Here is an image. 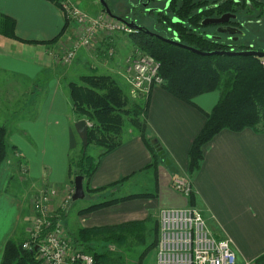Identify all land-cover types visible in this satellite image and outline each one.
<instances>
[{"label":"crops","instance_id":"1","mask_svg":"<svg viewBox=\"0 0 264 264\" xmlns=\"http://www.w3.org/2000/svg\"><path fill=\"white\" fill-rule=\"evenodd\" d=\"M0 13L14 20L18 39L0 37V85L4 88V96L0 98V125L8 127V143L16 148L28 177L57 189L61 196L71 187L68 159L78 139L74 128L77 120L64 81L69 77L79 78L81 70L90 75L107 74L97 69L89 72L88 62L95 61L85 52L78 57L83 49L69 69H62L56 62L52 53H63L70 37L65 30L56 40L64 27V17L50 2L0 0ZM120 59L114 65L95 63L113 76H122L126 70L121 72L115 66L121 64ZM219 97L218 91L200 95L193 100V107L162 87L152 88L144 102L147 103L144 135L132 126L122 130L119 146L99 157L95 172L83 179L85 198L89 200L81 206L74 207L77 203L69 206L62 217L67 233L143 223V227L133 231L135 234L143 231L146 243L151 231H158L161 209L189 205V199L174 192L170 183L174 177L188 176L191 143L206 121L205 114L211 112ZM133 102L139 106L138 100ZM7 105L8 119L3 120L2 114L7 113L2 108ZM26 105L28 117L23 112V116L14 120L9 109L16 112L19 108L26 109ZM153 140L164 153L156 164L150 148ZM101 152L99 148L95 156ZM202 152L200 167L189 179L194 207L215 238L232 241L237 264H264V133L250 129L240 133L223 130L203 146ZM165 160L170 166L165 165ZM150 170L152 173H147ZM146 173L151 188H147ZM123 179L126 180L105 191L90 192ZM138 194L151 196L79 214L90 206ZM143 262L140 264H146Z\"/></svg>","mask_w":264,"mask_h":264},{"label":"trees","instance_id":"2","mask_svg":"<svg viewBox=\"0 0 264 264\" xmlns=\"http://www.w3.org/2000/svg\"><path fill=\"white\" fill-rule=\"evenodd\" d=\"M60 11V0H46ZM244 3L247 0H242ZM253 6H264V0H252ZM214 2L209 0H170L166 14L158 20L161 30H171L177 35L178 43L195 49L201 53L240 52L255 50L249 44L222 43L210 39L201 33L200 22L203 18L227 12L226 6L211 8ZM202 10V12H199ZM67 19L64 17V27L56 40L65 32ZM0 37L18 40L15 36V22L0 13ZM137 49L152 57L159 64V76L163 79L162 88L176 99L195 107L193 100L203 94L218 91L220 93L217 104L210 113L205 114L206 121L199 134L192 141L188 152L187 175L191 178L199 169L203 159L202 148L214 136L223 130L240 133L250 129L256 133H264V68L255 57L212 55L199 56L158 39L143 35L131 36ZM259 51H264L259 49ZM80 84L69 83L68 93L73 106V112L82 116L90 124L87 128V148L94 145L102 149L97 159L86 154L81 149L77 161L68 162L70 178L81 176L88 179L95 172L99 157L117 148L121 141L124 119H129L132 127L144 135L145 124L141 116L145 117L147 103L143 106L129 107L128 100L115 81L109 76H84L79 79ZM147 102V101H146ZM149 145V144H148ZM150 146V145H149ZM154 152L155 163L160 156L159 146H150ZM17 154L14 146L7 141V129L0 125V166L8 154ZM22 163V159H19ZM150 166L146 168H150ZM123 179L106 187L90 192H102L109 187L122 183ZM85 191L88 192L85 187ZM151 195L138 194L123 197L97 205L90 206L79 214H87L118 202ZM189 205L195 206L193 193L189 197ZM64 211H59L58 219H62ZM143 227V223L127 224L118 227H102L80 229L70 235L76 248L89 254L93 264H117L119 259L108 257L107 245H125L129 239L140 246L145 245L143 231L135 234L136 227ZM157 232V230H155ZM134 232V233H133ZM95 240L103 242L105 247L98 252L92 244ZM157 237L144 249L138 259L141 263L147 251L155 248ZM23 242L12 240L4 244L0 264H39L36 261L35 246L23 248Z\"/></svg>","mask_w":264,"mask_h":264},{"label":"built area","instance_id":"3","mask_svg":"<svg viewBox=\"0 0 264 264\" xmlns=\"http://www.w3.org/2000/svg\"><path fill=\"white\" fill-rule=\"evenodd\" d=\"M63 8V9H62ZM64 17L84 28L79 39L71 49L58 58L64 65L71 63L79 48H90L91 41L100 32L124 33L130 35L128 27L102 17L90 18L83 15L76 7L61 5ZM89 22V24L87 23ZM109 57L113 51L106 52ZM264 68V58H259ZM127 82L133 98L147 97L154 87H162L163 79L159 76V64L147 54L136 51L126 59ZM89 126V125H88ZM171 189L189 199L192 194L190 181L173 178ZM56 190H47L35 202L36 213L32 219L30 238L23 248H36V261L39 264H93V258L75 247L66 235L57 215H52L50 199L57 196ZM67 204L71 196L67 197ZM158 239L156 244V264H237L232 241L228 238H215L204 217L195 207L164 208L159 212Z\"/></svg>","mask_w":264,"mask_h":264},{"label":"rangeland","instance_id":"4","mask_svg":"<svg viewBox=\"0 0 264 264\" xmlns=\"http://www.w3.org/2000/svg\"><path fill=\"white\" fill-rule=\"evenodd\" d=\"M60 6L62 4H67L71 9H73V6L76 7L83 15H86L88 19L90 18H97V17H102L103 12L100 9V6L98 5L97 0H60ZM63 9V8H62ZM61 9V10H62ZM64 14V12H63ZM65 15V14H64ZM63 15V17H64ZM154 20L152 19V24ZM89 24V22H87ZM84 25L83 24H78L75 21H71L67 19V25H66V32H68L69 37H70V44H66L63 53H52L54 56V59L58 64H60L62 69H69L71 66H73V62L76 60L75 57L76 55L83 49L84 51L80 52L78 54V57L85 52V55L87 57H93L94 61L97 62H105L108 63L109 65L112 64L114 65V61L116 62V59L121 58V64L117 63V69H121V72L126 70V59L128 56L133 54L137 47L135 43L133 42V39L131 36H128L124 33H113L109 34L107 32H100L94 39L91 41V46L90 48H79L76 52V55L74 57V61L71 63L64 65L58 61V58L62 56L65 52L71 49L72 45L79 39L82 31H83ZM151 29V28H150ZM151 30L156 31V28H152ZM65 32V33H66ZM210 30H206V33H209ZM245 32L248 33L250 36H246V38L242 41L241 44H252V47L254 49H263L264 48V39H259L260 35H264V28L262 27H248L245 29ZM259 35L258 39H255ZM99 39V40H98ZM98 40V41H97ZM97 42V43H96ZM225 42V41H224ZM96 43V44H95ZM110 48L113 51V54L111 57L106 54ZM140 51L139 49H137ZM142 52V51H140ZM77 57V58H78ZM91 57V58H92ZM96 57V58H95ZM119 61V62H120ZM95 62H88L89 65L87 66V69H89V72H93L92 70L97 69L99 73L104 74L106 72L107 75H96V76H109L111 77L115 83L118 85V87L122 90L124 96L128 100V105L129 107L136 106L135 102H133V99L138 100L139 106L140 103L142 104L143 107L145 104L144 102L147 101V97L141 96L138 98H133L132 95L130 94V86L128 85L127 78L128 74L125 71L122 76H116L108 72V70H101L100 68H97V64ZM75 65V64H74ZM103 65V64H101ZM83 68V66H81ZM79 71V70H78ZM81 74L79 78L71 79L69 77V80L64 81L65 84H67V90H68V84L69 83H77L80 84L79 79L84 76H91L90 74L86 73L87 71L83 72L82 70L79 71ZM94 72V73H97ZM3 87L0 85V98L4 96V91ZM69 95V93H68ZM24 102V101H23ZM134 103V104H133ZM16 104V103H15ZM72 104V103H71ZM21 106V104H20ZM22 107V106H21ZM26 109L19 108L16 112H13L9 109L10 114L12 117H20L23 116V112L27 113L26 116L28 117V110L27 105L24 106ZM2 109L5 110L7 114H2L3 120L8 119V105L3 107ZM15 110V109H13ZM72 112H73V106H72ZM75 116V120L77 122L79 120H84L86 121L82 116H78L73 112ZM25 115V114H24ZM144 116L142 114L141 119L143 120ZM129 119H124L123 122V131H127L130 129L131 124L128 121ZM15 122V121H14ZM87 126L90 124L88 122ZM15 124V123H14ZM13 124V126H14ZM9 126V125H8ZM8 130V127H7ZM9 141V139L7 140ZM10 142V141H9ZM82 149V143L81 139L78 136L77 139V144L73 152H70L69 155V161H77L80 152ZM86 154L94 159H97L95 156L96 152L98 151L99 147L90 145L88 148H86ZM68 161V162H69ZM152 170H150L147 173H152ZM146 173V174H147ZM147 180H145V177H141L142 180H145L147 188H151L149 185V174H147ZM175 178V177H174ZM178 178V177H176ZM181 178V177H180ZM185 180L189 181V177H183ZM73 179L70 178L71 181V187L68 192L63 193L61 196L59 195V192L57 189L50 187L40 181H35L33 179H30L27 175V167L25 164L23 165L22 163L19 162V158L17 154H11L9 153L6 160L3 162V164L0 166V261L1 257L3 254V248L4 244L9 241H15V242H27L30 238V232H31V226H32V219L35 216L36 209H35V202L39 199V196L41 194H44L45 191L47 190H56L58 195L55 196L54 198L50 199L49 207L51 209V214L52 215H58L59 211H64L70 206H74L75 203L76 206H81L84 205L82 203L87 202L89 200L88 197L85 198V200H79L77 202L72 203L69 201L67 204V197L71 196L73 194ZM60 196V201L57 204L55 202V199ZM84 201V202H83ZM61 222L62 219H61ZM64 227V223H62ZM65 233L68 237H70V233H67L65 227H64ZM158 231H159V225H158ZM158 231H151V235L147 236V241L145 245L140 246L137 244L134 240L129 239L127 243L124 245H119V247L116 244H110L107 245L106 243V249L111 251L108 252V257L111 258L112 260L119 259L117 261V264H136L138 262V259L140 255L143 253L144 249L148 247L149 243L154 240V238L157 237L158 239ZM157 244V240H156ZM92 247L100 252L104 249L105 245L103 242H100L99 240H95V242L92 244ZM156 247V246H155ZM145 262L146 264H156V249L155 248H150L147 253L145 254L144 258L142 259L141 262ZM152 261V262H151ZM143 262V263H144Z\"/></svg>","mask_w":264,"mask_h":264},{"label":"flooded vegetation","instance_id":"5","mask_svg":"<svg viewBox=\"0 0 264 264\" xmlns=\"http://www.w3.org/2000/svg\"><path fill=\"white\" fill-rule=\"evenodd\" d=\"M103 1L111 12V16L115 18L114 19L106 14L102 4L97 0L101 11L109 20L120 23L126 27H128L127 25L129 24L142 27L143 30L141 32H137L128 27L132 30V33L128 36L143 35L154 39H158L156 36H159L167 40H176L178 42L177 35L169 29L161 30L158 22V20L166 14L170 0ZM255 1L259 2L260 0ZM209 2H214L213 5L209 6L211 8L221 6L227 7V12L215 15L211 18H203L200 22L202 27L200 32L203 34L205 33L210 39L222 43H241V40L243 41L248 35V33L245 32L246 28L251 26L255 28H264V6L255 8L252 0H247L245 3L242 0H209ZM199 12H202V10ZM221 18L225 19L226 22L221 24L203 25L206 20H219ZM152 19L154 20L153 24L151 23ZM153 27L156 28V31L151 30ZM222 28H230L235 30V32L219 33L218 30ZM208 29L210 32L206 33V30ZM258 37L259 35L255 39H258ZM260 38L264 39V35H260L259 39ZM249 47L253 48L252 44H249ZM255 50L259 51L258 49Z\"/></svg>","mask_w":264,"mask_h":264},{"label":"water","instance_id":"6","mask_svg":"<svg viewBox=\"0 0 264 264\" xmlns=\"http://www.w3.org/2000/svg\"><path fill=\"white\" fill-rule=\"evenodd\" d=\"M100 3L102 4V7L105 9L106 14L111 16V12L109 11V9L107 8V5L104 3L103 0H99ZM112 17V16H111ZM114 18V17H112ZM115 19V18H114ZM226 22L225 19L221 18L219 20H206L203 25H210V24H221ZM129 28L137 31V32H141L143 29L142 27H139L137 25H132L129 24L127 25ZM219 33H233L235 32V30L230 29V28H222L220 30H218ZM158 39H160L163 42H166L168 44L177 46V47H181L183 49H186L190 52H192L193 54L199 55V56H212L215 54L218 55H227V56H244V57H255V58H264V51H256V50H247V51H240V52H215V53H201L195 49L186 47V46H182L180 45L176 40H167L164 39L162 37L156 36ZM75 131L77 133V135L80 137L81 139V143H82V148L83 150H85L87 148V123L84 120H79L78 122L75 123L74 125ZM151 145L157 147V143L155 140L151 141ZM157 153L160 157H163V151L160 149H157ZM165 165L166 166H170L169 161L165 160ZM85 198V192H84V187H83V177L81 176H76L73 179V194L71 197V202H77L79 200H83ZM34 251H36V248H34Z\"/></svg>","mask_w":264,"mask_h":264}]
</instances>
